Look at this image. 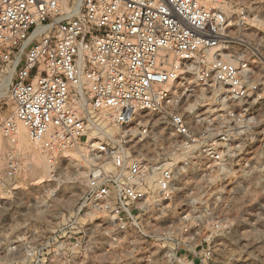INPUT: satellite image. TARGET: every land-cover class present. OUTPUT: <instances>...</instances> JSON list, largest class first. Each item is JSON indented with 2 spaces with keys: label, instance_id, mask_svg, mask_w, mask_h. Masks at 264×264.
Wrapping results in <instances>:
<instances>
[{
  "label": "built area",
  "instance_id": "built-area-1",
  "mask_svg": "<svg viewBox=\"0 0 264 264\" xmlns=\"http://www.w3.org/2000/svg\"><path fill=\"white\" fill-rule=\"evenodd\" d=\"M234 1L0 0L12 104L3 117L0 98V209L24 177V127L53 181L73 154L84 165L63 229L94 214L143 234L178 202L162 241L176 264H210L234 202L264 175V56L238 36L250 14Z\"/></svg>",
  "mask_w": 264,
  "mask_h": 264
},
{
  "label": "rangeland",
  "instance_id": "rangeland-1",
  "mask_svg": "<svg viewBox=\"0 0 264 264\" xmlns=\"http://www.w3.org/2000/svg\"><path fill=\"white\" fill-rule=\"evenodd\" d=\"M238 2L246 6L250 18L248 25L239 26L236 32L264 56V0H235L227 4L232 13ZM244 46L249 47L242 44L241 49ZM2 106L4 117L12 111L7 95ZM19 141L22 145L20 137ZM260 141L259 138L256 147L264 164V141ZM76 156L73 158L79 160ZM27 159L32 160L22 155L23 180L21 176L7 204L0 209V258L6 264H176L171 257L176 246L162 241L161 235L176 230L178 202L156 214L145 225L143 234L119 233L109 219L94 214L63 229L65 218L75 212L79 202L85 171L82 181H77V166L63 164L54 181L51 168L47 183H41L40 177L32 176L26 166ZM262 178L260 184L253 180L248 195L234 202L227 231L213 243L210 264H264V175ZM51 192L56 193L54 198ZM22 240L30 245L22 247ZM4 242H10V246H4ZM26 252L33 255L29 257Z\"/></svg>",
  "mask_w": 264,
  "mask_h": 264
},
{
  "label": "bare ground",
  "instance_id": "bare-ground-1",
  "mask_svg": "<svg viewBox=\"0 0 264 264\" xmlns=\"http://www.w3.org/2000/svg\"><path fill=\"white\" fill-rule=\"evenodd\" d=\"M226 12L228 11V8H225ZM257 24V23H256ZM237 51H241V49L239 47H236ZM9 83V79L8 80H4V82L2 84H0V98H3L4 96L7 95V91H6V86ZM21 135H20V140H21V152L22 155H24V157H30L32 158V160H28L26 163V166L31 170V174L33 175H37L38 177H40V182L41 183H47V178L49 177V174H51V166L48 164V161L46 159L45 154L42 153V150L40 149L38 144H34L32 146V142L30 141L28 134L25 130L24 127L21 128ZM3 148H6V143L5 141L1 142ZM39 147V149H38ZM73 156L75 157V154H73ZM78 158V156H76ZM32 161V162H31ZM73 164H75L77 169V174H76V178L75 180L77 181H82L83 177H84V165L77 162V159L73 158ZM51 176V175H50ZM37 179V178H36ZM39 179V178H38ZM51 180V179H50ZM70 204V203H68Z\"/></svg>",
  "mask_w": 264,
  "mask_h": 264
}]
</instances>
